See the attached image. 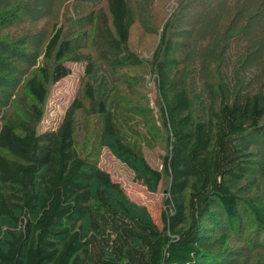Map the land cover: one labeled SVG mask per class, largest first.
I'll use <instances>...</instances> for the list:
<instances>
[{
    "label": "trees",
    "instance_id": "1",
    "mask_svg": "<svg viewBox=\"0 0 264 264\" xmlns=\"http://www.w3.org/2000/svg\"><path fill=\"white\" fill-rule=\"evenodd\" d=\"M203 1L0 0V71L18 75L0 76V264H264V193L243 191L264 178V0ZM189 61L211 79L195 100ZM67 63L87 80L40 132ZM141 68L153 114L119 96ZM157 132L159 171L144 157ZM104 146L148 184L164 179L158 224L95 177Z\"/></svg>",
    "mask_w": 264,
    "mask_h": 264
},
{
    "label": "rangeland",
    "instance_id": "2",
    "mask_svg": "<svg viewBox=\"0 0 264 264\" xmlns=\"http://www.w3.org/2000/svg\"><path fill=\"white\" fill-rule=\"evenodd\" d=\"M212 1L214 0H204L202 4L198 5L197 10L206 9L211 5ZM33 13H35V11H33ZM43 24L44 21L40 20L36 25L38 26V28H41L43 27ZM172 38L175 41L181 42L179 41V38L175 37V35H173ZM152 43L154 47L155 42L152 41ZM137 44L138 43L136 41V38L134 37L133 45L137 46ZM151 45V43L147 42L145 45H142V47H140L143 50V54H141V56L144 59L150 54V50L153 48ZM66 65L70 69V74L48 89L47 99L43 104L44 117L41 124L39 125L40 132L53 130L58 126L63 118L65 109L69 106V104L77 94L80 86H82V84L84 83L85 77L83 76V74L85 64L67 63ZM198 66H200V64L196 63V61H189L187 64H185L188 72H185V76L183 74H180L181 80L185 81L187 88L189 87L188 89L190 90L194 100L195 98H200L203 94V83H201V80H211L209 72L207 70H198ZM107 71V69L103 68L101 73H99L97 76H94L93 83L95 91H98L97 97H100L101 93H104L106 90H108V87L110 86V83L107 84V78L109 77ZM126 72L128 74L129 72H131V74H141V77H138L139 80L135 84L130 83L131 87L127 90L125 88L123 91H119V96L121 97L123 107L135 106V104L133 103H136L140 105L135 108H140V106L147 107L151 114H153L156 108V92L152 73L143 68L136 71H129L128 69L126 70ZM9 74H12V72L0 71V76H8ZM12 75L15 77L18 76L17 74ZM119 85L122 84L119 83ZM83 116V114L77 115V121H79V123L83 121ZM155 119L157 121L156 115ZM91 122L92 120L90 119L89 124H91ZM155 126L160 127L158 123ZM161 135V132H157L158 139L161 138ZM159 144L160 146H157L156 148L144 149V157L146 159V162L150 165V167L158 171L161 167L160 155L164 154L165 152L164 148L161 147L160 139ZM94 174L102 184L119 190L122 194L125 195V197H127L131 201L146 207L154 222L156 224L159 223V210L161 208L162 199L166 194L164 179L161 178L160 175H157L154 181L151 184H148L144 181V178L135 175L132 169H130L125 163L117 159L106 146L101 149ZM260 181L261 184L255 185L254 189L250 185L245 188L248 183L243 184L245 188V190L243 191H247L246 194H250L253 192L263 194L264 187L262 185V182L264 181V178L260 179ZM248 224L249 227H252L251 223ZM243 256L245 255H240L238 257L240 259H243ZM250 259L254 258L243 260L241 264H247Z\"/></svg>",
    "mask_w": 264,
    "mask_h": 264
}]
</instances>
